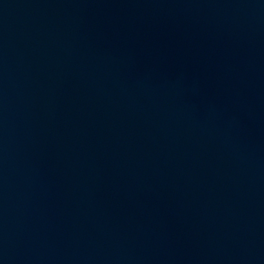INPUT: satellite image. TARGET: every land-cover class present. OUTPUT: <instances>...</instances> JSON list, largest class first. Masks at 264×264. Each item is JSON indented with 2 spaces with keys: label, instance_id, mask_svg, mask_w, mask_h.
Listing matches in <instances>:
<instances>
[{
  "label": "water",
  "instance_id": "water-1",
  "mask_svg": "<svg viewBox=\"0 0 264 264\" xmlns=\"http://www.w3.org/2000/svg\"><path fill=\"white\" fill-rule=\"evenodd\" d=\"M0 264H264V0H0Z\"/></svg>",
  "mask_w": 264,
  "mask_h": 264
}]
</instances>
